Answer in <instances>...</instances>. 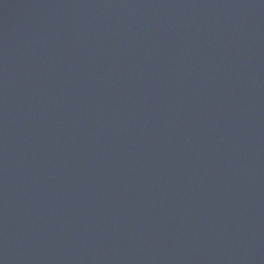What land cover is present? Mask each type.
<instances>
[{"label": "water", "instance_id": "water-1", "mask_svg": "<svg viewBox=\"0 0 264 264\" xmlns=\"http://www.w3.org/2000/svg\"><path fill=\"white\" fill-rule=\"evenodd\" d=\"M0 264H264V0H0Z\"/></svg>", "mask_w": 264, "mask_h": 264}]
</instances>
